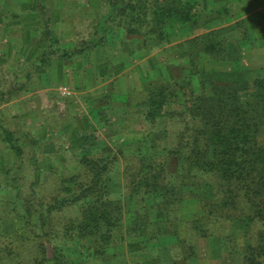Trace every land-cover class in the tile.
Masks as SVG:
<instances>
[{
	"label": "trees",
	"instance_id": "1",
	"mask_svg": "<svg viewBox=\"0 0 264 264\" xmlns=\"http://www.w3.org/2000/svg\"><path fill=\"white\" fill-rule=\"evenodd\" d=\"M35 1L38 17L15 12L8 26L29 21L24 41L44 26L45 43L20 87L0 88V264H199L198 239L212 241L222 264L235 256L264 264V74L241 65L242 42L257 40L256 23L247 27L256 10L237 15L241 0L219 9L202 0H89L82 35L62 9L54 28L48 0ZM71 31L73 45L63 48ZM163 47L170 70L140 71L128 84L129 55ZM47 55L89 58V76L107 83L89 95L90 118L82 131L73 127L67 149L41 130L52 146L41 150L21 129L30 111L43 113L34 94L18 98L35 92ZM212 63L236 72L219 74ZM116 107L123 114L113 117ZM114 118L122 134L102 142L92 119ZM139 124L142 137H126Z\"/></svg>",
	"mask_w": 264,
	"mask_h": 264
},
{
	"label": "rangeland",
	"instance_id": "2",
	"mask_svg": "<svg viewBox=\"0 0 264 264\" xmlns=\"http://www.w3.org/2000/svg\"><path fill=\"white\" fill-rule=\"evenodd\" d=\"M241 1H244V3L241 5V13H238L237 15L253 12L255 9V22L252 21L253 23H256L255 30H257L258 27L260 28L263 24L261 17L264 11V0ZM202 2L209 8L216 5L218 6V9L225 5L229 6L234 4L232 0H202ZM48 3L51 7L50 14L52 24L55 26L54 28L58 30L61 28L60 10L62 9L64 18L74 19L75 21L73 22L76 23V28L82 33V35L89 33V25L91 21L90 14L92 10L89 0H48ZM37 6L38 4L35 0H0V53H4L0 54V57L1 59H8L4 64H1L0 62V88L8 89L12 86H15L16 88L20 87V82L23 81V78L25 79L24 75L26 71L28 69L34 70V66L32 67L33 62H39V57L41 56L43 49L42 45L45 43V39L42 40L45 38L44 26L40 31L36 32L34 37L30 36V38L33 37L32 44L30 43L31 40L28 36L26 39L27 41H24L23 39L24 27L31 24L29 21L26 25H24L25 23L20 22L21 24L18 25V28L16 27V30H14L13 27H8L9 24L13 23L11 20L13 19L15 12L21 14L23 17H38V10H34V12L31 10L37 8ZM26 7L27 9L24 10ZM237 11L238 8L236 9V12ZM232 19L234 22L238 21L236 16L232 17ZM250 23L251 22H247V27L250 26ZM220 25L221 22L219 23V26ZM263 33L264 30H258L257 33L254 32L252 34L254 35L253 39L257 38L254 43H250L247 40L242 42L243 59L241 65L243 66V70H250L251 74H264ZM235 34L236 31H232L231 34L228 35ZM74 37L75 35L73 32L70 36L66 35L65 38L61 36L63 48L71 47L73 45ZM112 39L113 45H121V35L115 33V37H112ZM170 57H172V54L170 53V50L166 49V47L156 48L148 55H143L140 50L134 51V53L128 57L129 65L126 67L127 71L125 72V75L128 74V77H126L127 83L132 85L135 81L141 79L140 71L146 76L149 74L160 75V72L163 70H170ZM45 59L48 60V62H51L50 64L46 63V66L37 69L36 75L40 73L43 77L38 79L36 76L34 77V80L37 82L35 92H32V94L21 95L18 98V100L27 99L28 96L30 97L34 94L35 98H37L38 104L43 109V113H41V111H36V113L35 110H32V112L30 111L28 120H26L24 127L21 129L27 128V130L31 131L33 137L38 139L36 145L35 143L34 145L38 147L40 146L41 150L44 149V146L47 149L46 151L52 147L50 144L45 145L47 140L40 139L39 133L41 130L47 131V133L45 132L46 137L51 136V140L55 143L56 147L63 144V147L67 149L73 132V127L80 130L86 125V118H90L88 112L92 104L88 100L89 95L99 94L102 91H106L107 83L102 81L100 75L97 74L96 71L89 76L91 66L88 65H90V62L92 61L89 58L75 57L66 61L55 55H47ZM211 68L214 70H220L219 74L226 72L228 75H231L236 72V65L233 63H212ZM16 76H20V80L16 81L18 79ZM30 83H33V81L30 80ZM29 108L30 107H28V109ZM117 108L119 107L114 108L115 110L112 112L113 117L123 114V111H120ZM5 113L8 114V112ZM34 114L35 116H33ZM66 118L68 120L64 121ZM92 123L97 128L96 134L102 142L107 143L116 140V138L122 134L121 125L115 118L111 120L110 124L107 126H103V123H98L94 119H92ZM45 125H48L47 127L50 126L49 130ZM50 130H52V134H49ZM127 132L126 137L137 139L142 137L144 128L139 124ZM23 141L29 146L33 145L34 142L27 139H23ZM43 155L44 154L38 155L40 161L44 160L42 157ZM63 161L66 162L65 160ZM63 161L55 159L54 163L57 165L59 164L60 166L64 163ZM45 164L46 162L41 164L44 171L47 170V165ZM197 243L200 255L199 264H222L221 260L215 257L216 252L212 241L198 239ZM233 264H238L236 256L233 257Z\"/></svg>",
	"mask_w": 264,
	"mask_h": 264
},
{
	"label": "crops",
	"instance_id": "3",
	"mask_svg": "<svg viewBox=\"0 0 264 264\" xmlns=\"http://www.w3.org/2000/svg\"><path fill=\"white\" fill-rule=\"evenodd\" d=\"M263 8H264V7H263ZM251 16H252V15H249L247 19H248V22H251V23H252V22L254 21V17H253V16L251 17ZM250 17H251V18H250ZM261 18H262L261 21H263V24L260 26V28L258 27L257 30H262V31H263V30H264V11H263V15H262ZM252 20H253V21H252ZM254 22H255V21H254ZM232 23H235V22L232 20ZM251 23H250V24H251ZM249 27H250V26H249ZM62 47H63V46H62ZM66 48H69V47H66ZM0 54H4V53H0ZM66 61H68V60L66 59ZM88 66H89V65H88Z\"/></svg>",
	"mask_w": 264,
	"mask_h": 264
}]
</instances>
